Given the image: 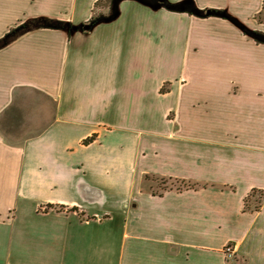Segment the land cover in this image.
<instances>
[{
    "label": "crops",
    "instance_id": "1",
    "mask_svg": "<svg viewBox=\"0 0 264 264\" xmlns=\"http://www.w3.org/2000/svg\"><path fill=\"white\" fill-rule=\"evenodd\" d=\"M153 1L0 0V264H264V0Z\"/></svg>",
    "mask_w": 264,
    "mask_h": 264
},
{
    "label": "trees",
    "instance_id": "2",
    "mask_svg": "<svg viewBox=\"0 0 264 264\" xmlns=\"http://www.w3.org/2000/svg\"><path fill=\"white\" fill-rule=\"evenodd\" d=\"M108 1V3L111 5V2L110 0H106ZM118 2V0H114V7L113 9L111 8V13L109 16H105L103 15L102 13H95L94 16L92 17V19L89 21V23H87L86 25H89L90 27H93L95 24H97L99 21L103 20V19H106V18H111L115 15V8H116V3ZM153 4L154 6H160V7H163V8H166L170 11H173V12H182V13H187V14H194L198 17H201V18H205V17H212V16H217V17H222V18H229V16H227V14L222 11V10H215V9H209V10H187V9H177V8H174V7H171L170 5H168L167 3L165 2H162V1H158V0H155L153 1ZM102 5V2H98L96 4L97 7L101 6ZM263 11H264V7H263ZM209 12H211L210 14H208ZM35 25L37 26H42V27H51V28H66V25L65 23L63 22H59V21H48V20H37V21H34L33 23H26V24H22L16 28H13L9 31V33H7L5 35V37L3 39L0 40V48L8 45L15 37H17L18 35L22 34L23 32L29 30V29H32L35 27ZM85 25H83L81 28L82 30L83 27ZM72 28V27H70ZM253 37L255 38V40L259 43H264V34L263 33H260V32H253L252 33ZM96 140V135L92 136L91 138L87 139L84 141L85 144H90V143H93L94 141Z\"/></svg>",
    "mask_w": 264,
    "mask_h": 264
},
{
    "label": "rangeland",
    "instance_id": "3",
    "mask_svg": "<svg viewBox=\"0 0 264 264\" xmlns=\"http://www.w3.org/2000/svg\"><path fill=\"white\" fill-rule=\"evenodd\" d=\"M105 16H109V14L108 15H105ZM259 22H261V24H264V12H263V14H261L260 16H259ZM257 32H260V33H263L264 34V31H257ZM168 84L169 83H167V84H165V87H168ZM165 88H163V90H164ZM165 91V90H164ZM161 183H163V182H159V184L160 185H162ZM150 184V183H149ZM167 186V185H166ZM170 185L168 184V186L167 187H169Z\"/></svg>",
    "mask_w": 264,
    "mask_h": 264
},
{
    "label": "built area",
    "instance_id": "4",
    "mask_svg": "<svg viewBox=\"0 0 264 264\" xmlns=\"http://www.w3.org/2000/svg\"><path fill=\"white\" fill-rule=\"evenodd\" d=\"M225 252H226L227 257H228L229 259H231V260L234 259L235 255H234V250H233L232 247H227V248L225 249Z\"/></svg>",
    "mask_w": 264,
    "mask_h": 264
},
{
    "label": "water",
    "instance_id": "5",
    "mask_svg": "<svg viewBox=\"0 0 264 264\" xmlns=\"http://www.w3.org/2000/svg\"><path fill=\"white\" fill-rule=\"evenodd\" d=\"M116 13V12H115ZM211 12H209L208 14H210ZM115 16V15H114ZM113 16V17H114ZM112 18V17H111ZM84 29H90V26L89 25H85L84 27H83Z\"/></svg>",
    "mask_w": 264,
    "mask_h": 264
}]
</instances>
